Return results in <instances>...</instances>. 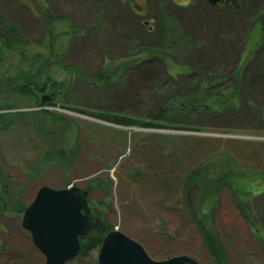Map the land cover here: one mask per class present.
<instances>
[{
    "label": "rangeland",
    "instance_id": "rangeland-1",
    "mask_svg": "<svg viewBox=\"0 0 264 264\" xmlns=\"http://www.w3.org/2000/svg\"><path fill=\"white\" fill-rule=\"evenodd\" d=\"M0 40V264H45L23 212L39 188L72 186L151 260L215 264L202 226L225 264H264V0H0ZM26 80L46 88L35 101ZM80 246L65 264H97L101 245Z\"/></svg>",
    "mask_w": 264,
    "mask_h": 264
},
{
    "label": "water",
    "instance_id": "water-1",
    "mask_svg": "<svg viewBox=\"0 0 264 264\" xmlns=\"http://www.w3.org/2000/svg\"><path fill=\"white\" fill-rule=\"evenodd\" d=\"M205 1L217 7L225 0ZM87 195L86 191L73 186L61 191L41 187L23 212L21 227L29 232L45 264H65L73 260L81 249L80 239L96 228ZM100 247L97 264H199L188 256L161 262L151 260L142 246L117 231L107 233Z\"/></svg>",
    "mask_w": 264,
    "mask_h": 264
},
{
    "label": "trees",
    "instance_id": "trees-1",
    "mask_svg": "<svg viewBox=\"0 0 264 264\" xmlns=\"http://www.w3.org/2000/svg\"><path fill=\"white\" fill-rule=\"evenodd\" d=\"M0 43H3L2 45L7 50H10L12 48V44L9 42L0 40ZM133 65H135L134 61H133V63L127 61V63L125 65H122V67H118V68L120 69L119 71L121 72L122 69L124 70L125 68H130ZM120 77H121V75L119 77L113 76V79L116 81ZM101 78H102V76L98 77V79H100V80H98V82H101V80H102ZM26 81H27L26 82L27 85L22 86L23 88H21L19 90L20 95H21V97L29 96V97H31V100L35 101L36 96H33V95H35L34 92L36 91V92L42 93L46 90V88L43 85L39 86L37 84L31 83L28 80H26ZM206 84L208 86H210V83L206 82ZM206 84H205V86H207ZM31 85L34 87L33 90L30 89ZM52 89H53V87H51V90ZM56 89H60L59 86ZM242 89L243 88H241L239 86L237 88L238 91H236V94L233 95L232 99H234V97H236ZM57 92L58 91L56 90V93ZM59 92H60L59 95H63V94H61L62 90H60ZM214 99H216V100L212 102L213 104H219V105L225 104V106H228L230 108L232 107L233 102L231 99H229L227 94L224 95V94L219 93L218 97H215ZM202 101H204V100L200 98L199 100H197V103L199 104ZM225 101H227V102L225 103ZM209 103H203V104L207 106ZM206 106H204V107H206ZM183 107L185 108V107H189V106L186 104V105H183ZM170 109L171 110L174 109V104H172V103L170 104ZM67 111H72V112L77 113L79 115L81 114V115H84V116H87L90 118L92 117L93 119H96L99 121L107 122V123L112 124V125L115 124V125H120L122 127H127V128L137 127V128H141V129L147 128V129H157V130L164 128V126L162 124L156 123L155 119L150 120V121H155V122H150L148 120H146V121L145 120H139V119L134 120L132 118H129L128 116L121 115L118 113L112 114V113H107L105 111L104 112H89L86 110H81V109L78 110V109H73V108L69 109ZM167 112H169V110H166L164 113L167 114ZM163 117H164V115L162 117L158 118L157 120L165 121L163 119ZM250 204H251V200H250ZM240 208L243 210V211L241 210V213L243 215H245L244 213H246L245 212L246 210H245V208L242 207L241 204H240ZM249 208H250V212H251V210H252L251 205H249ZM205 218H206V214L199 216L198 218H195L193 221L197 225L198 224H206V223H208L207 218H209V217H207L206 219ZM253 220H254L253 226H254L255 232L257 231L258 233H260L259 229L257 228L258 227L257 219H253ZM96 225H97L96 228L91 230L87 237H85L84 239H81V242L88 240V243H90V245H92V246H97V245L100 246L101 245L103 238L105 237V235H107V232H109V231L106 229V227L104 225L99 224L98 221H97ZM206 227H208V226H206ZM198 229H200L202 232L201 234L203 236L202 237L203 243L205 244V247L208 249L209 253H211L212 259L214 260L215 264H225L226 256H225V253H223L224 249H223V246L221 244H217V242H216L217 240L215 239L216 237H215L214 231H212V229L209 231L208 228H206V230L203 231L204 228L202 229V226L201 227L198 226ZM260 243H261V246L264 245L263 241H261ZM215 245H216V247H215ZM86 247H88V245ZM86 247H81V250L78 253V255L81 254V252L85 251Z\"/></svg>",
    "mask_w": 264,
    "mask_h": 264
},
{
    "label": "flooded vegetation",
    "instance_id": "flooded-vegetation-1",
    "mask_svg": "<svg viewBox=\"0 0 264 264\" xmlns=\"http://www.w3.org/2000/svg\"><path fill=\"white\" fill-rule=\"evenodd\" d=\"M229 2H230V0H225L223 3L219 4L218 7L222 8V7L226 6V5H228ZM218 7H216V8H218ZM91 215H93V214H91ZM93 217H94V215H93ZM94 218H95V220H97L96 217H94Z\"/></svg>",
    "mask_w": 264,
    "mask_h": 264
}]
</instances>
